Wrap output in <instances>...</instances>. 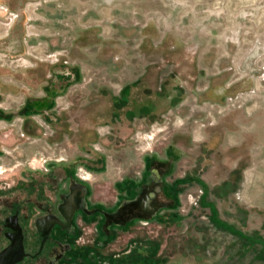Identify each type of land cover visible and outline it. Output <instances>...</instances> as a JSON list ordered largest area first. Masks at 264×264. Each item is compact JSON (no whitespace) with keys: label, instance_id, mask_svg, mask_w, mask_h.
<instances>
[{"label":"rangeland","instance_id":"obj_1","mask_svg":"<svg viewBox=\"0 0 264 264\" xmlns=\"http://www.w3.org/2000/svg\"><path fill=\"white\" fill-rule=\"evenodd\" d=\"M0 114L2 199L147 191L112 264H264V0H0Z\"/></svg>","mask_w":264,"mask_h":264},{"label":"flooded vegetation","instance_id":"obj_2","mask_svg":"<svg viewBox=\"0 0 264 264\" xmlns=\"http://www.w3.org/2000/svg\"><path fill=\"white\" fill-rule=\"evenodd\" d=\"M88 192L86 185L71 181L65 182L56 199L37 193L34 201L27 199L22 206L17 199L8 202L0 197V264L16 260L21 236L24 257L14 264L114 263L112 255H103L100 251L116 241L118 224L125 226L142 216V212L151 210L147 206V191L142 193L140 210L135 204L136 208L127 207L118 216H113L111 210L92 206ZM33 208L37 209L38 215L33 214ZM32 214L34 220L28 224ZM87 226H93L91 240L83 237ZM13 245L15 249L6 257Z\"/></svg>","mask_w":264,"mask_h":264},{"label":"water","instance_id":"obj_3","mask_svg":"<svg viewBox=\"0 0 264 264\" xmlns=\"http://www.w3.org/2000/svg\"><path fill=\"white\" fill-rule=\"evenodd\" d=\"M15 249V246L13 245L12 248L10 250L7 251V255L6 257H9V254L11 251H13ZM17 258L16 260L12 261V262H9V264H14V263H17L19 261H21L24 257V249H23V238L22 236L20 237V240H19V250L17 252ZM0 258H2V256H0Z\"/></svg>","mask_w":264,"mask_h":264}]
</instances>
